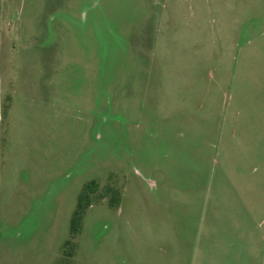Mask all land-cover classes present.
I'll return each instance as SVG.
<instances>
[{
  "label": "rangeland",
  "instance_id": "374dc122",
  "mask_svg": "<svg viewBox=\"0 0 264 264\" xmlns=\"http://www.w3.org/2000/svg\"><path fill=\"white\" fill-rule=\"evenodd\" d=\"M164 1L196 9L187 47ZM230 179L264 264V0H0V264L185 257L208 183Z\"/></svg>",
  "mask_w": 264,
  "mask_h": 264
},
{
  "label": "crops",
  "instance_id": "0c3cea01",
  "mask_svg": "<svg viewBox=\"0 0 264 264\" xmlns=\"http://www.w3.org/2000/svg\"><path fill=\"white\" fill-rule=\"evenodd\" d=\"M165 2V1H164ZM149 12L144 16V20L150 19L153 17L149 15ZM182 19L181 22L178 19ZM143 19V17H142ZM175 19L174 25H170V21ZM85 20V18H84ZM196 22V9L193 6L182 7L177 6L176 3L165 2L164 7L162 5L161 9V20L160 25L164 24V32L170 36H176L175 41L176 44L180 43L184 47H187L190 44V41L193 39V24ZM86 23V22H84ZM185 23L186 26L182 28V24ZM253 23L243 24L240 30V34L237 39V44L241 46L246 43L248 40H253L254 37L258 33H254L250 36V30L253 29ZM167 28L169 30H167ZM183 30L185 37L178 36V33ZM156 37V34H154ZM179 37V38H178ZM171 38L164 41L159 40V44L163 47H166L169 43L172 44L173 39ZM236 42V41H235ZM167 48V47H166ZM141 69V68H139ZM168 69V68H167ZM161 72L162 70H158ZM152 72H157L151 71ZM167 72H174V68H170ZM177 72V70H176ZM175 72V73H176ZM183 76L185 74V70H183ZM113 74V71H112ZM175 81L181 82V88L188 84V80H184L183 77H178ZM99 80V79H98ZM174 81V82H175ZM101 82V80H99ZM102 83V82H101ZM101 83L99 87L101 88ZM205 89L204 87H202ZM208 88V85H207ZM101 90V89H100ZM101 92V91H100ZM102 93V92H101ZM208 94V92H207ZM208 96V95H207ZM208 98V97H207ZM123 119L122 117H120ZM96 120V119H95ZM127 120V119H126ZM144 183L150 187V191L156 194L157 190V181L148 179L147 182L144 179ZM209 186L215 185V187H209L208 193L206 195L205 200L202 204L196 205V224L197 218L201 210L206 211L201 216L202 224L200 227L194 226V230L190 231V247L187 250L186 256L183 257L181 255H177L172 261H165L164 264L170 263H178V264H215L219 262V264H246V254L247 249H253L254 253L257 254L259 251L261 240H263V236L260 235V238L257 240L255 236L251 235L248 238L247 232V215L248 208L247 202L245 200L243 192H240V188L237 187V184L234 180L230 179L228 181H213L208 183ZM219 186H226L229 191V195L227 196ZM119 206V205H118ZM119 213V210H118ZM250 214H253L250 210ZM167 213L163 212V214H159L158 222L160 223L159 231L157 236L159 238L165 239L166 235L172 232V227L176 228L178 225H174L172 220L167 219ZM143 217V228L149 229L150 220L148 221V226L145 225L147 215L144 212ZM164 226L169 225V233L163 232L162 228ZM255 228V225H254ZM183 240V235L181 239L176 240V242H181ZM196 245L194 252L192 251V246ZM176 248V246H175ZM180 249V248H178ZM228 251V252H227ZM218 253V259H216L213 254ZM226 258V259H224ZM257 264V258H253L252 264Z\"/></svg>",
  "mask_w": 264,
  "mask_h": 264
},
{
  "label": "trees",
  "instance_id": "16d2710c",
  "mask_svg": "<svg viewBox=\"0 0 264 264\" xmlns=\"http://www.w3.org/2000/svg\"><path fill=\"white\" fill-rule=\"evenodd\" d=\"M83 194L80 195V199H79V202H78V209L77 211L74 213V217L72 218V221H71V230H72V234H76L77 233V230H78V223H79V219H80V215H81V212L83 210Z\"/></svg>",
  "mask_w": 264,
  "mask_h": 264
}]
</instances>
